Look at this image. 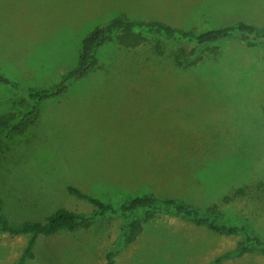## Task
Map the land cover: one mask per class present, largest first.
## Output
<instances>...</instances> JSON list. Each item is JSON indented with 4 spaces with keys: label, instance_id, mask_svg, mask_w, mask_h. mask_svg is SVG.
I'll use <instances>...</instances> for the list:
<instances>
[{
    "label": "rangeland",
    "instance_id": "374dc122",
    "mask_svg": "<svg viewBox=\"0 0 264 264\" xmlns=\"http://www.w3.org/2000/svg\"><path fill=\"white\" fill-rule=\"evenodd\" d=\"M115 16L196 31L243 21L263 36L203 46L192 67L176 65L160 37L105 44L87 77L41 103L23 135L0 141L6 218L18 224L57 207L92 215L67 193L72 185L114 205L141 194L200 210L216 203L222 222L264 240V0H0V74L50 86L74 67L82 37ZM22 98L0 85V115L24 111ZM126 222L106 216L37 236L25 264H105L110 251L114 264H208L245 240L158 212L125 245ZM30 238L0 231V264H14ZM220 264H264V254Z\"/></svg>",
    "mask_w": 264,
    "mask_h": 264
},
{
    "label": "trees",
    "instance_id": "16d2710c",
    "mask_svg": "<svg viewBox=\"0 0 264 264\" xmlns=\"http://www.w3.org/2000/svg\"><path fill=\"white\" fill-rule=\"evenodd\" d=\"M233 36L253 43L263 35L258 33L255 26L243 21L233 25L196 31L195 29H178L161 20H135L126 16L112 17L104 23L95 25L82 37L74 67L50 86L30 87L0 74V85L23 93L24 98L19 101L18 105L23 106L27 103L24 111L0 115V141L3 143L5 140L23 135L34 124L41 103L65 94L75 83L87 77L97 64L100 49L108 42L115 41L121 47L134 48L148 37H160L172 46V59L176 65L192 67L201 60L200 49L203 46L213 45V48H217L218 42ZM65 189L68 194L87 201L93 208L92 215L86 216L64 207H57L44 217L27 218L18 224H12L4 214V203L0 198V231L10 235L31 236L14 264H25L33 257L32 246L37 236H52L61 231H73L78 227H87L94 219L106 216L127 219L122 229L121 240L125 245L131 244L142 232L144 222L153 218L158 212L173 213L221 235L244 232L245 240L232 252L218 255L208 264H220L228 258L241 256L255 249L264 254V240L249 234L245 225L222 222L219 206L216 203L211 204L205 210H200L174 198L141 194L114 205L85 194L72 185H67ZM139 215H142V219ZM116 255L117 251L108 252L105 264H114Z\"/></svg>",
    "mask_w": 264,
    "mask_h": 264
}]
</instances>
